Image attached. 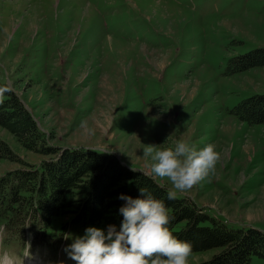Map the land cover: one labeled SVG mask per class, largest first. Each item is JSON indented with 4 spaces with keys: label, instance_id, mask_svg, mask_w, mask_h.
<instances>
[{
    "label": "rangeland",
    "instance_id": "374dc122",
    "mask_svg": "<svg viewBox=\"0 0 264 264\" xmlns=\"http://www.w3.org/2000/svg\"><path fill=\"white\" fill-rule=\"evenodd\" d=\"M259 46L264 0H0V81L49 144L107 149L142 171L144 145L215 144V172L179 196L194 194L230 227L264 233V123L229 113L264 92V65L225 74L230 57ZM0 138L22 161L47 158L2 128ZM19 167L0 159V176ZM71 216L56 218L48 235L26 234L23 244L21 236L5 244L0 233V264H76L64 251L72 237L105 229H73ZM220 250L191 253L188 264Z\"/></svg>",
    "mask_w": 264,
    "mask_h": 264
},
{
    "label": "trees",
    "instance_id": "16d2710c",
    "mask_svg": "<svg viewBox=\"0 0 264 264\" xmlns=\"http://www.w3.org/2000/svg\"><path fill=\"white\" fill-rule=\"evenodd\" d=\"M264 65V46L228 59L225 74L233 75ZM0 87L8 84L0 81ZM11 91L0 103V128L6 130L24 149L47 156L38 164L22 161L8 143L0 138V159L19 162L21 167L0 176V233L9 240L24 243L26 234H50L55 219L71 214L73 229L103 224L119 230L125 201L120 194L143 198L139 189L146 187L164 201L168 225L178 239L190 242L192 252L214 247L221 250L196 264H247L252 256L264 258V233L253 227L234 228L212 216L191 198L177 195L168 200L169 189L143 171H132L115 153L90 147H59L49 144L46 134ZM229 113L249 125L264 123V92L252 93L239 100ZM138 169V168H134ZM140 170V169H139Z\"/></svg>",
    "mask_w": 264,
    "mask_h": 264
},
{
    "label": "clouds",
    "instance_id": "9594fccd",
    "mask_svg": "<svg viewBox=\"0 0 264 264\" xmlns=\"http://www.w3.org/2000/svg\"><path fill=\"white\" fill-rule=\"evenodd\" d=\"M9 91L10 88L0 87V103ZM143 158V174L152 179L167 178L172 188L166 196L174 200L178 192L191 190L214 173L222 157L215 144L197 149L187 141L177 140L174 148L144 145ZM139 191L143 198L119 195L118 199L125 201L119 208L123 217L119 230L115 225H108L106 231L86 228L82 236L72 237L64 248L68 257L76 264H188L192 245L170 231L168 225L173 217L164 201L155 198L146 187ZM70 236L66 234L65 239Z\"/></svg>",
    "mask_w": 264,
    "mask_h": 264
},
{
    "label": "crops",
    "instance_id": "0c3cea01",
    "mask_svg": "<svg viewBox=\"0 0 264 264\" xmlns=\"http://www.w3.org/2000/svg\"><path fill=\"white\" fill-rule=\"evenodd\" d=\"M119 159L123 162V163H125L126 165H128V166H130L129 165V163L126 161H123V158H121V157H119ZM130 167H137V166H130ZM182 194H184V192H178V194L177 195H182ZM185 194H187V193H185ZM188 196H189V198H191L193 201H195L196 202V204L198 205V206H202V205H199L198 203H199V201H198V199L194 196V194L192 195L191 193H188ZM206 206H209V207H213V206H211V205H206ZM204 207V206H203Z\"/></svg>",
    "mask_w": 264,
    "mask_h": 264
}]
</instances>
